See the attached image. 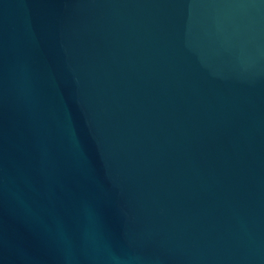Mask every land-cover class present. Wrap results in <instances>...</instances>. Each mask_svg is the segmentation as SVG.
<instances>
[{"label":"water","instance_id":"95a60500","mask_svg":"<svg viewBox=\"0 0 264 264\" xmlns=\"http://www.w3.org/2000/svg\"><path fill=\"white\" fill-rule=\"evenodd\" d=\"M0 264H264V0H0Z\"/></svg>","mask_w":264,"mask_h":264}]
</instances>
